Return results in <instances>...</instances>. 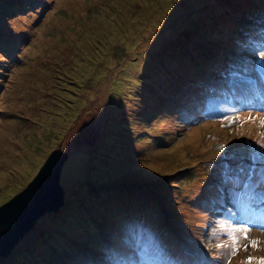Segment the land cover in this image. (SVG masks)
Returning <instances> with one entry per match:
<instances>
[{"label": "rangeland", "instance_id": "rangeland-1", "mask_svg": "<svg viewBox=\"0 0 264 264\" xmlns=\"http://www.w3.org/2000/svg\"><path fill=\"white\" fill-rule=\"evenodd\" d=\"M27 1L16 3V10L11 2L3 12L6 31L0 29L11 48L21 42L13 66L0 52V67H4L0 71V161L12 160L0 178V206L26 188L54 150L67 153L64 165L74 156H82L85 163L76 198L67 177H60L63 205L45 212L50 222L27 232L29 242L0 256V264H30L41 255L34 241L43 243L44 252L61 238L60 232L78 237L84 222L99 219L102 211L142 200L151 212L168 210L173 216L158 219L147 211L152 225L145 228L153 231L157 220L158 235L148 234V241L170 247L169 264H207L213 234L204 229L190 238L194 228L190 214L213 192L211 176L218 167L204 160L209 144L199 142L213 122L197 123L193 118L195 126L189 128L185 124L192 115L184 123L175 120L172 103L176 99L170 96L179 80L191 81L188 76L199 72L206 51H235L228 41L231 25L221 9L242 0H56L43 14L33 10L26 16ZM186 61L180 72V64ZM240 63L235 57L223 67L235 64L241 70ZM216 68L213 64L210 70ZM208 101L205 110L223 104ZM242 122L240 130L250 128L254 140L262 137L257 120L244 117ZM218 137L213 130V144ZM167 138L168 142H160ZM236 145L239 149L229 152L226 161L241 152L243 144L236 141ZM182 202L188 212L185 217ZM208 220L205 214L204 221ZM231 226L232 219L224 217L214 230L229 233ZM143 235L142 231L139 236ZM250 239L258 240V247L239 251L227 264H245L248 256L255 258L252 264H259L264 237ZM230 243L227 237L215 246L225 254L229 247L217 245ZM121 252L128 258L127 248ZM147 263L159 264L152 250Z\"/></svg>", "mask_w": 264, "mask_h": 264}, {"label": "trees", "instance_id": "trees-1", "mask_svg": "<svg viewBox=\"0 0 264 264\" xmlns=\"http://www.w3.org/2000/svg\"><path fill=\"white\" fill-rule=\"evenodd\" d=\"M0 1H1L0 10L5 12L9 9L11 2L15 5L14 10H16L17 7L16 3H19L21 0H8V2L2 0ZM221 10H222V15L226 19L227 23L231 25L230 31L228 32V36H232L233 32H235L238 19L242 17L246 12H250L253 14L264 12V0H242L241 2L235 1L233 3H229V5H223ZM0 15H1L0 27H4L3 17L5 16V14L0 13ZM219 20L221 21V19ZM2 31L5 32L6 30L4 29ZM6 37H4V35L1 33L0 52L2 54L1 56L4 58L5 61L8 60L7 54L11 48L10 47L11 43L6 39ZM216 40L217 39L211 40L212 46H214V48L217 46L216 44H214ZM212 46L210 47L205 46V47L206 49H209ZM230 55L226 57L224 53V49H222L218 53H215V50L211 48L210 51L205 52V55H202L205 61V64H203V66L207 69L211 68L213 64L219 66V62L220 61L225 62L226 60L229 59L228 57ZM195 59H196L195 57L191 58V65L195 64ZM10 63L12 64L13 62L10 61ZM187 64H188L187 61L181 63L179 71L180 72L182 71V65L183 68L184 67L186 68ZM188 78H191L192 81L198 79L197 77L194 76V74L189 75ZM174 81L177 80L175 79ZM171 82L172 80H170V83ZM179 82H182V80H179ZM188 83H190V81H188ZM80 157L83 159V163H85V159L82 156ZM118 200H120V198ZM138 203L126 201L124 205L119 206V208H116L114 211L106 209L105 211H102L100 213L99 219L98 217L90 218L91 217L90 216L89 217L90 222L88 223L84 222L86 224L85 229L83 232L81 233L79 232V236L75 237L76 239L72 238V236L68 235L67 233L60 232L61 238H57L55 240V243L51 247L47 245V250H45L44 252H42L43 243H37V240L34 241L32 244L35 248H37V250L41 251V255L37 256L36 259L30 260L29 263L30 264H67V262L70 260L74 252H77L76 254H78L79 251L83 253L84 249L80 245L88 246L91 244V242L89 241L91 238L99 237L101 229L107 226V224L105 223L108 222L109 225H114V227L116 228L117 226H120L123 223L124 218L133 215L139 216L142 213L146 214L147 211L150 216H163L162 213L151 212L148 209L149 206L145 203V201L142 200ZM158 207L163 209L161 204H159ZM101 210H99L98 212H100ZM151 210L155 211L156 209L152 208ZM86 233H88L90 237H86L85 236Z\"/></svg>", "mask_w": 264, "mask_h": 264}, {"label": "water", "instance_id": "water-1", "mask_svg": "<svg viewBox=\"0 0 264 264\" xmlns=\"http://www.w3.org/2000/svg\"><path fill=\"white\" fill-rule=\"evenodd\" d=\"M67 156L62 149L54 150L26 188L0 206V256H6L42 214L63 205L59 178Z\"/></svg>", "mask_w": 264, "mask_h": 264}, {"label": "bare ground", "instance_id": "bare-ground-1", "mask_svg": "<svg viewBox=\"0 0 264 264\" xmlns=\"http://www.w3.org/2000/svg\"><path fill=\"white\" fill-rule=\"evenodd\" d=\"M10 161V162H9ZM2 161H0V164H1ZM3 166L0 167V178L5 175V170H9L11 165H12V160L10 158H7V161L4 160V162H2ZM64 165V163H63ZM62 165V168H61V172H60V177H67L68 181L70 182V186L71 188L74 190L72 195L74 198H76L80 188L79 186L77 185V182L82 178L83 176V170H84V163H83V159L80 157V156H74L72 157V159L70 161H68L64 167ZM4 169V170H3ZM60 180V178H59ZM60 184H61V181H60ZM62 186V185H61ZM51 211H54V210H49L48 212H51ZM44 214H42L41 216H43ZM40 216V217H41ZM39 217V218H40ZM47 215L43 216L42 218H38V222L36 220L35 224H34V227L32 229H34L36 226H40V225H37V224H40V223H43V222H50V218H47ZM47 225V223L45 224ZM86 225V224H85ZM85 225L84 227H81V232L84 231L85 229ZM31 229V230H32ZM30 231V230H29ZM28 231V232H29ZM28 233L24 234L23 237L17 242V244H24L23 246H25L28 242H29V236L27 237ZM16 244V245H17ZM13 250V249H12ZM12 250L8 253L10 254L12 252Z\"/></svg>", "mask_w": 264, "mask_h": 264}, {"label": "snow or ice", "instance_id": "snow-or-ice-1", "mask_svg": "<svg viewBox=\"0 0 264 264\" xmlns=\"http://www.w3.org/2000/svg\"><path fill=\"white\" fill-rule=\"evenodd\" d=\"M236 120H239V117L237 116L235 118ZM247 119L252 120L253 117L249 116ZM260 124L262 127H264V119L260 121ZM243 135V133H241ZM221 147H224L221 145ZM249 232L250 228L247 225L243 226H231L229 230V239L231 241L230 245H217V247H229V258L232 256H235L242 248L243 250H247L248 247L256 248L259 245L258 240L250 239L249 238ZM236 233H241L242 236H237ZM241 239L244 241H248V243H241ZM255 258L252 256H248L245 264H252V261ZM259 264H264V257L259 258Z\"/></svg>", "mask_w": 264, "mask_h": 264}, {"label": "clouds", "instance_id": "clouds-1", "mask_svg": "<svg viewBox=\"0 0 264 264\" xmlns=\"http://www.w3.org/2000/svg\"><path fill=\"white\" fill-rule=\"evenodd\" d=\"M41 1L42 0H39L38 1V3H39V5H41ZM0 13H3V11H1L0 10ZM0 18H1V15H0ZM0 29L2 30V27H0ZM0 37H1V33H0ZM21 42H19V41H17L15 44L14 43H12L13 45H12V48H10V50L8 51V54H7V56H8V59H9V57H10V59H11V55H13V53L14 52H16L17 50H18V46H19V44H20ZM3 67H1V69H2ZM1 73V72H0Z\"/></svg>", "mask_w": 264, "mask_h": 264}]
</instances>
